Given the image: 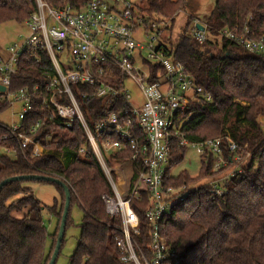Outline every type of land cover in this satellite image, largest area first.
<instances>
[{
    "label": "trees",
    "instance_id": "obj_1",
    "mask_svg": "<svg viewBox=\"0 0 264 264\" xmlns=\"http://www.w3.org/2000/svg\"><path fill=\"white\" fill-rule=\"evenodd\" d=\"M47 2L54 7L72 4L83 8L88 0ZM187 5L188 0H147L145 7L140 8L150 16L159 14L161 19H169L170 27ZM36 9V0H0V24L23 23ZM195 20L194 16L187 20L176 43L162 44L166 55L182 62L196 83L212 97L209 101L192 100L189 114L179 117L182 136L198 142L229 135L239 145L240 152L250 156L242 175L235 176L228 191L221 196L212 194L204 186L186 187L185 198L174 204L172 213L161 224V232L170 246L180 252L178 264H264V123L260 122L264 119V55L247 52L216 36V29L237 25L240 30L248 28L255 39L264 38V0H217L207 23H202L209 26V34H212L203 43L189 35ZM22 60L18 76L13 77L12 89L28 87L33 91L37 84H41V89L35 94L39 101L34 102V110L18 123L22 132L38 139L44 152L34 156V143L22 150L15 135L0 124V182L29 174L62 179L71 191V208L77 205L84 213L69 264H124L116 246L121 222L108 214L103 200V195L113 194V190L96 158L80 154V148L87 141L84 128L79 120L69 128L56 115L44 122L51 112L42 108L47 96L42 75L44 71H52V64L46 54L40 63H35L28 54ZM80 90L76 96L87 122L92 125L102 118L108 102L94 94L88 85H80ZM122 105L123 100L119 99L118 107ZM37 123H40L37 131L31 132ZM7 147L12 153L4 151ZM225 149L230 155L227 146ZM186 150L179 139L174 140L170 168L184 159ZM129 155L128 152L116 154L115 158ZM201 161V174L208 177L212 160L204 155ZM186 177L189 175L174 178L168 170L167 183L175 188L187 186ZM30 181L37 180L13 181L0 192V264H48L53 254L65 191L53 183L63 196V202L56 200L46 206L27 185ZM142 195L143 205L132 200V206L142 222L143 231L137 240L147 251L145 235L150 227L144 208L149 199L146 193ZM46 208L57 219L53 233L48 232L44 223Z\"/></svg>",
    "mask_w": 264,
    "mask_h": 264
},
{
    "label": "built area",
    "instance_id": "obj_2",
    "mask_svg": "<svg viewBox=\"0 0 264 264\" xmlns=\"http://www.w3.org/2000/svg\"><path fill=\"white\" fill-rule=\"evenodd\" d=\"M36 2L37 9L24 22L29 34L21 44L9 46L6 57L0 54V85L5 87V91L0 90V111L18 107L20 122L34 110V102L39 101L35 94L41 84L33 91L28 87L15 90L13 77L18 76L25 54L33 57L35 63H40L46 54L52 71H44L42 75L47 93L42 108L48 109L51 115L44 122L53 115L63 119L69 128L76 120L81 122L87 141L80 148V154L96 158L113 190V194L105 193L103 200L108 214L121 222V235L116 239L121 261L124 264H178L180 252L170 246L161 232L163 220L188 192L185 185L175 188L167 183L174 140L179 139V144L186 148L192 145L200 157L211 158L210 175L200 186L217 196L228 191L235 176L242 175L249 153L240 152L239 145L229 135L198 142L182 136L179 117L189 114L192 100L209 101L212 97L196 83L182 62L166 55L162 44H167L163 38L169 20L151 18L134 0H88L83 8L72 4L54 7L47 0ZM142 31L149 37L147 44L141 39ZM209 35H212L209 26L196 19L190 36L203 43ZM216 36L247 52L264 55V38L251 37L248 28L224 27L216 29ZM137 54L149 66L148 71L136 64ZM128 79L136 82L142 91L140 106L130 101ZM83 84L108 102L102 118L92 125L87 122L76 96ZM119 99L123 100L122 107H118ZM0 124L15 135L22 150L34 143V156L44 152L38 139L22 132L19 123ZM39 126L37 123L31 132H36ZM226 146L230 155L226 154ZM4 151L12 153L8 147ZM127 152L129 156L115 158L116 154ZM143 193L149 199L144 208L150 227L145 235L147 251L137 240L143 231L142 222L132 206V200L143 205Z\"/></svg>",
    "mask_w": 264,
    "mask_h": 264
},
{
    "label": "rangeland",
    "instance_id": "obj_3",
    "mask_svg": "<svg viewBox=\"0 0 264 264\" xmlns=\"http://www.w3.org/2000/svg\"><path fill=\"white\" fill-rule=\"evenodd\" d=\"M111 1V0H110ZM137 5L145 7L147 0H134ZM217 0H188V5L185 10H182L176 16L175 21L171 23V26L168 27L164 32L163 41L167 45H171L177 42L181 32L186 28V22L191 17L194 16L196 19L200 20L201 23H207L208 18L215 6ZM141 9V8H140ZM144 10H142L143 12ZM149 15V13H148ZM151 18L155 17L159 20H165L167 22L169 19H161L159 14L156 16H150ZM189 35L192 29V24L189 28ZM29 29L27 25L19 23L17 21H7L0 24V54L4 57L8 55L7 48L13 44H21L25 37L29 34ZM142 33H144L142 31ZM144 44L149 42V37L145 33L141 36ZM162 40V38H161ZM171 42V43H169ZM144 56H147V53H144ZM136 64L140 68H144L145 71H148L149 66L146 67L144 60L137 54ZM126 87L129 90L131 95L130 101L134 106H140L143 101V94L139 86L132 79H128L126 82ZM20 109H5L0 111V122L6 124H15L20 120L18 113ZM261 123H264V119L260 120ZM1 152V151H0ZM248 162V161H247ZM171 176L174 178H180L182 175L187 174L189 177H186L184 180L187 181L188 187L200 188V185H203L205 174L202 172V161L200 155L197 153V150L192 145H189L184 159L178 164L174 165L172 168L167 167ZM191 176V177H190ZM199 177V178H198ZM31 187L35 196L42 201L46 206L54 204L56 200L63 202V196L60 195L56 184L49 182H39V181H30L27 183ZM184 186V185H183ZM179 186L177 188H181ZM82 209L73 205L70 213V220L66 229L64 243L61 248L58 260L56 264H69L70 256L74 253L76 249L78 238L81 233V222L83 218ZM44 223L49 233H53L57 226V219L48 211V208L44 210L43 213ZM55 240V238H54ZM50 242V237L49 240Z\"/></svg>",
    "mask_w": 264,
    "mask_h": 264
},
{
    "label": "water",
    "instance_id": "obj_4",
    "mask_svg": "<svg viewBox=\"0 0 264 264\" xmlns=\"http://www.w3.org/2000/svg\"><path fill=\"white\" fill-rule=\"evenodd\" d=\"M198 27L201 30L204 29V26L201 24H198ZM227 54L231 55L232 53L228 52ZM0 90L5 91V87L0 85ZM18 180H37V181L56 183L59 186H61L65 191V205H64L62 218H61L58 237H57V241H56V245H55L53 254H52L51 259L48 263V264H56L58 257H59V254L61 252L63 240L65 238L67 223H68V217H69V213H70V209H71V191H70V188L67 185V183L60 178L53 177V176H46V175L29 174V175L12 176V177H9V178L2 180L0 182V192L4 186H6L7 184H9L13 181H18Z\"/></svg>",
    "mask_w": 264,
    "mask_h": 264
},
{
    "label": "crops",
    "instance_id": "obj_5",
    "mask_svg": "<svg viewBox=\"0 0 264 264\" xmlns=\"http://www.w3.org/2000/svg\"><path fill=\"white\" fill-rule=\"evenodd\" d=\"M2 123H4V122H2Z\"/></svg>",
    "mask_w": 264,
    "mask_h": 264
}]
</instances>
